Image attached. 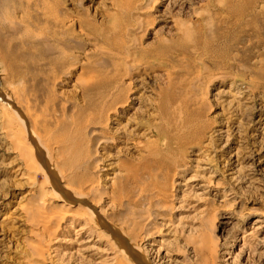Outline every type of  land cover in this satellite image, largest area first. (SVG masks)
Listing matches in <instances>:
<instances>
[{
  "label": "rangeland",
  "instance_id": "374dc122",
  "mask_svg": "<svg viewBox=\"0 0 264 264\" xmlns=\"http://www.w3.org/2000/svg\"><path fill=\"white\" fill-rule=\"evenodd\" d=\"M26 3L33 39L19 2L0 3V264H126L121 237L141 264H264V0ZM95 79L115 82L110 104L130 99L117 114L86 101ZM4 100L36 151L33 183ZM66 211L78 219L37 224Z\"/></svg>",
  "mask_w": 264,
  "mask_h": 264
},
{
  "label": "bare ground",
  "instance_id": "6f19581e",
  "mask_svg": "<svg viewBox=\"0 0 264 264\" xmlns=\"http://www.w3.org/2000/svg\"><path fill=\"white\" fill-rule=\"evenodd\" d=\"M6 1H18L19 2V4H20V9L22 10V14L25 16V21H24V24H23V32L27 35L26 37L28 38V37H31V36H35V33L33 32V30H32V28H31V25H30V23L31 24H35V22H36V18H33V17H31V18H29V11H30V7L27 5V3H26V1L27 0H0V3H2V2H6ZM42 3L43 2H45V0H40ZM42 3H41V5H42ZM37 4V3H36ZM45 4V3H44ZM46 5V4H45ZM49 6V5H48ZM48 6H46L47 8H48ZM44 7V6H43ZM33 9V11H37V9H34V8H32ZM18 24V23H17ZM65 24L63 23V22H58L57 21V23H56V27H62V26H64ZM19 28V27H18ZM21 30V29H20ZM15 34V33H14ZM54 34V33H53ZM25 36V35H24ZM56 36H58V35H56ZM37 37H38V35H37ZM41 37V36H40ZM60 37V36H59ZM34 38V37H33ZM32 37L30 38V39H33ZM43 38V37H42ZM48 38H49V36H48ZM41 39V38H40ZM50 39V38H49ZM43 40V39H42ZM119 40H121V38H119ZM118 40V41H119ZM23 44V43H22ZM11 46V45H10ZM126 47V46H125ZM53 48V47H52ZM43 51V50H42ZM127 51H128V53H130L131 52V48H127ZM105 54H107V51H105L104 52ZM121 53V52H120ZM128 53H123L124 54V56H125V59L124 60H126L125 61V63L130 67V69H132L133 67H134V62L130 59V56H129V54ZM122 54V55H123ZM11 55H13V57L11 56ZM11 55H9L11 58H13V59H15L14 58V54H11ZM65 55V53L64 54H62L61 56H64ZM26 56V55H25ZM61 56H59V58L61 57ZM124 56H121V57H124ZM9 58V57H8ZM10 58V59H11ZM45 58V57H44ZM51 59V58H50ZM122 59V58H121ZM130 59V60H129ZM8 60V59H7ZM121 64V63H120ZM126 64H124V65H126ZM16 67V66H15ZM20 68V67H19ZM29 68L30 67H25L24 66V69L26 70L25 72H29L30 70H29ZM35 68V67H34ZM16 69V68H15ZM24 69H22V70H24ZM137 69V68H136ZM17 70V69H16ZM19 70V69H18ZM21 70V71H22ZM29 70V71H28ZM32 71V70H31ZM18 72H20V71H18ZM33 72H35L34 70H33ZM23 74V73H22ZM25 74V73H24ZM102 75V74H101ZM101 75H99L98 77H101ZM27 76H28V74H27ZM31 77H32V75H31ZM4 84V83H3ZM113 84H115V82L113 83V82H111L110 80H107V79H95V83H94V88L92 89V91L94 92V96L96 97L95 99H98V101H99V103L97 104V103H94L93 101V98H94V96H90V95H88V96H86L85 98H86V101H88L89 102V105L92 107V110H94V111H98L99 112V110H100V112H105L104 110H102L101 108H100V104H105V105H108V109H106V112L107 113H111V114H117V111H118V108H117V106H120V104L122 103V104H125L126 105V103H128L129 102V98H128V96L126 97V99L124 98L122 101H119V102H117V101H115L114 103H111L110 104V102H109V99H112L113 97H112V93H113V89H115V87H114V85ZM116 85V84H115ZM112 97V98H111ZM93 100V101H92ZM9 102V100H4V106H3V108H1V109H3L4 110V119H5V125H6V128H5V131H4V135L3 136H5V137H7V138H10L11 140H12V143L15 145V154L17 155V159L22 163V165H25V167H26V169L30 172L29 173V175L31 176V178H33V180H32V183H33V181H34V178L37 176V174H39L40 173V168L38 167V164H37V161H36V151H35V149L31 146V145H29V143L27 144L26 143V141H25V136L23 135V133H24V129H22V128H20V126L22 125L21 123H20V121H19V119L17 118V116H16V114H14V112H12V110L10 111V104L8 103ZM18 102L20 103V100H18ZM109 102V104H107ZM18 104V103H17ZM20 106H21V104H20ZM22 106H24V105H22ZM21 106V107H22ZM121 107V106H120ZM24 108V107H23ZM31 108V107H30ZM19 109H21V108H19ZM17 111V110H16ZM54 114V113H53ZM31 115V114H30ZM73 116V115H72ZM65 117V116H64ZM86 117V116H85ZM85 117H83V116H80V117H76V118H73L74 120V127L72 126V127H70V128H68V132L70 133V132H82V129H83V126H84V124L85 123H87V124H93V125H95V124H97V125H104V124H108L110 121H111V117H110V114L109 115H107V116H103V117H98V118H96V117H94V118H92V119H88V120H86V118ZM90 118V117H89ZM62 119V118H61ZM64 120V119H63ZM58 121V120H57ZM4 124V123H3ZM21 124V125H20ZM86 124V125H87ZM192 124V122H190V121H186L185 123H184V125H183V128H186V127H188L189 125H191ZM24 126V125H23ZM54 126H57L58 127V125H55L54 124ZM65 126V125H64ZM107 126V125H106ZM25 127V126H24ZM63 127V126H62ZM36 128H37V126H36ZM61 129V128H60ZM101 129V128H100ZM59 130V129H58ZM95 130H97V131H92L93 133H94V135H97L98 133L97 132H99V130L98 129H95ZM102 130V129H101ZM60 131V130H59ZM58 132V131H57ZM65 132V131H64ZM184 133V132H183ZM74 134V133H73ZM76 134V133H75ZM74 134V135H75ZM181 134V132H177V134H174V135H172V139L174 140V141H181L183 138H185L186 136H181L180 135ZM77 135H80V134H77ZM69 136V135H68ZM67 136V137H68ZM62 137V136H61ZM70 137V136H69ZM79 138V137H78ZM69 139H71V138H69ZM74 139V138H73ZM68 140V139H67ZM63 141V140H62ZM66 142V141H65ZM105 144L106 143H110L111 141L109 140V139H106L105 141H103ZM60 143V142H59ZM72 143V142H71ZM80 143V142H79ZM163 143V142H162ZM161 143V144H162ZM163 145V144H162ZM163 147H165L166 148V150L167 149H174L175 148V146L174 145H170V144H168V143H166V144H164L163 145ZM79 149V148H78ZM169 149V150H170ZM158 150V149H157ZM155 152V151H154ZM169 155V154H168ZM175 155V154H174ZM156 156H157V158L158 159H160V161H166L165 160V156L160 152V151H158L157 153H156ZM156 158V157H155ZM156 158V159H157ZM154 159V158H153ZM153 161H155V159L153 160ZM18 162V161H17ZM71 162V161H70ZM161 164V163H160ZM174 164H176V162H174ZM176 168H179V166L178 165H176ZM178 170V169H177ZM17 171V170H16ZM49 172V171H48ZM22 177V176H21ZM29 179V178H28ZM35 183H36V180H35ZM45 183H46V181H45ZM42 185V184H41ZM43 186L44 185H42L41 187L43 188ZM47 186H48V182H47ZM41 188V189H42ZM124 188V192H125V187H123ZM45 189V188H44ZM53 189V192H54V195H55V197H57V199L59 198L60 199V195L58 196V192H56L57 190H55V187H53L52 188ZM69 189L70 190H72V191H74L77 195H79L80 197H90L91 196V194H94L95 192H96V189L94 188V187H92V188H90V191L89 192H86V189H85V187H82V191H80V193H78V190H76L75 188H73V187H69ZM41 191V190H40ZM47 192H45V194H46ZM129 193H132V190H131V192H128V191H126V194L128 195ZM44 194V195H45ZM53 194V193H52ZM43 196V195H42ZM41 196V197H42ZM45 197V196H44ZM43 198V197H42ZM42 200V199H41ZM97 201H98V199H97ZM64 202V201H63ZM99 202V201H98ZM47 204V203H46ZM68 204V203H67ZM66 204V205H67ZM71 204V203H70ZM64 206V205H62L61 207L63 208V209H70V207H68V205L67 206ZM70 206V205H69ZM46 206H45V200L43 199L40 203H37L36 205H35V210L37 209V213L39 212V215L42 213L41 211L45 208ZM93 209H94V206H93ZM68 211H66V214L64 213V215L63 216H59V215H50V216H47V215H42L41 216V219H40V221L39 222H37V224L39 223V225L38 226H41L42 228H44L45 230H47V231H49V228L51 227V226H57V223L58 222H60L61 220H64V219H67V218H69V219H71L72 221L73 220H77L78 219V216L77 215H75L74 213H67ZM85 214H86V216L87 217H90L89 219L92 221H94L95 222V224L96 225H102V221H101V223H100V219H102L101 217H100V215H98V214H96L95 212H94V210H93V212H85ZM84 214V215H85ZM81 215V214H80ZM84 217V216H83ZM38 218H39V216H38ZM80 218V217H79ZM81 219V218H80ZM99 219V220H98ZM38 220V219H37ZM56 223V224H55ZM139 227V226H138ZM55 228V227H54ZM50 232V231H49ZM152 233V232H151ZM150 233V234H151ZM118 234V233H117ZM116 233H114V235H116V236H118ZM150 234H147L148 236H150ZM147 235H146V237H147ZM121 237V236H120ZM241 237V236H240ZM238 238L237 239V242H242V238ZM148 238V237H147ZM124 238L123 237H121V242H119V245L123 248V250L122 249H120V251H118V249H117V247L116 246H114V250L115 249H117V252L118 253H120L121 255H122V257L125 259V261H126V264H141V260H140V258H139V253H137L136 251L135 252H133L132 250H130V249H128L127 247H126V242L123 240ZM138 236L137 235H135L134 236V242L135 243H137V244H139L140 242L138 241ZM140 240V239H139ZM142 241V240H141ZM120 246H119V248H120ZM235 247V245L233 244L232 246H231V248H234ZM112 249V248H111ZM126 249V250H125ZM113 250V249H112ZM42 252V251H41ZM114 252H116V251H114ZM214 260V259H213ZM145 264H147L146 262H145Z\"/></svg>",
  "mask_w": 264,
  "mask_h": 264
}]
</instances>
